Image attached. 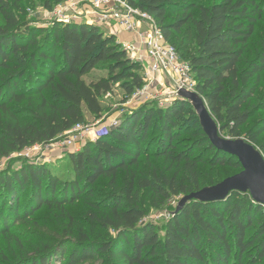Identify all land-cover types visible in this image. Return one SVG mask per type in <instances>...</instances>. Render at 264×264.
Instances as JSON below:
<instances>
[{
    "label": "trees",
    "instance_id": "16d2710c",
    "mask_svg": "<svg viewBox=\"0 0 264 264\" xmlns=\"http://www.w3.org/2000/svg\"><path fill=\"white\" fill-rule=\"evenodd\" d=\"M22 1L0 0V160L59 138L84 123L85 112L101 117V98L115 87L125 102L145 84L141 63L129 57L113 34L86 21L56 18L49 27H35L21 20ZM64 1L39 4L51 10ZM126 1L148 13L165 42L188 63L194 90L220 133L241 137L242 128L264 111L262 101L253 100L264 74V39L257 41L255 56L243 63L264 15L262 0ZM98 67L105 76L86 81ZM263 133L261 116L242 137L264 156ZM225 165L242 170L236 157L210 143L186 99L133 108L116 125L69 153L63 172L29 161L0 171L2 238L13 235L14 225L43 207L65 213L66 205L79 200L90 205V233L82 227L73 231L69 217L64 233L74 239L62 236L55 245L3 262L58 264L71 246L64 264L98 255L103 264H261L264 205L249 193L231 192L213 202L188 200L168 216L162 236L153 224L143 222L150 210L161 209L171 197L216 184L210 176ZM205 168L209 180L204 179ZM102 182L105 190L100 195L96 190Z\"/></svg>",
    "mask_w": 264,
    "mask_h": 264
},
{
    "label": "rangeland",
    "instance_id": "374dc122",
    "mask_svg": "<svg viewBox=\"0 0 264 264\" xmlns=\"http://www.w3.org/2000/svg\"><path fill=\"white\" fill-rule=\"evenodd\" d=\"M67 1V0H66ZM68 5L63 9L58 10V5H54L51 10L43 8L39 4V0H23L22 9L24 14L21 16L22 21H26L29 24L39 27H49L52 20L58 17H67L73 21H86L87 23L95 24L102 28V30L108 34L109 28L106 24L95 23V11L94 8L88 4L87 0H68ZM198 3L210 2L211 0H195ZM72 3L74 5L72 6ZM262 7L264 9V0H262ZM110 24V23H109ZM264 39V15L262 20L257 24L254 35L249 40L248 49L243 56V63H247L256 54L257 41ZM122 44V43H121ZM132 58L133 55L129 54ZM180 57V54H179ZM182 57H180L181 59ZM182 60V59H181ZM142 65V72L145 75L144 91L135 98H129L127 101L122 102L123 93L118 88H114L111 93L102 96V107L104 114L101 117H93L91 114L85 112V121L82 123L83 127H88L89 130H85L82 135L75 136L74 142L70 146H63L60 144L67 135H61L59 138L42 145H33L26 149L11 153L9 156L0 160V171L7 167L18 168L24 162H37L50 164L52 169H60L62 172L65 170L68 164V154L79 150L87 140H94L100 133L105 132L109 127L113 126L121 120L123 115L129 110L136 108L143 104H151L154 106L163 107L170 103L176 96L174 91V81L171 77L161 76L160 74L152 75L151 78L146 75L147 63L143 56L139 61ZM101 76H105L103 68L98 67L94 69L88 76L86 81H93ZM192 83L195 86V79L190 74ZM194 91V87L192 90ZM254 101H262L264 104V74L262 75V83L260 84L256 95L253 98ZM264 116V111L258 112L253 119L250 120L241 130V133L252 124L259 117ZM73 134V133H71ZM78 134V133H77ZM241 134V137H242ZM223 137L231 138L226 132L221 133ZM261 143H264V133L260 137ZM238 169L232 165H225L213 170L212 176H210L209 168H205V178L209 180L212 177L213 181L218 183L221 178L227 174L237 172ZM210 176V177H208ZM209 186V185H208ZM105 190V182H102L97 186V193L102 195ZM98 196H94L92 199L97 200ZM183 195L171 197L167 203L159 210H150L144 217V223H151L156 227L159 236L163 235V227L168 216L172 214ZM89 203L84 200H79L75 204L66 205L65 213L56 210H49L45 207L36 212L31 219L24 223H19L11 228L12 234L7 238L0 237V264H4V260L11 261L17 256L22 255L24 252H31L34 249H43L45 246L55 245L62 236L65 239H74V235L67 236L64 233V229L69 224V217H72L73 231H77L79 227H82L85 232L90 233V229L87 222L86 212L89 210ZM95 233L98 231H94ZM114 234L113 231H110ZM75 234V233H73ZM16 237V239H14ZM22 244V249H19V244ZM72 247L66 248L62 260H56L58 264H64L67 260L68 254ZM56 258H54L55 260ZM103 256L98 255L95 259H90L79 264H103ZM53 260V259H52ZM59 261V262H58ZM261 264H264L262 262Z\"/></svg>",
    "mask_w": 264,
    "mask_h": 264
},
{
    "label": "built area",
    "instance_id": "2783aa9c",
    "mask_svg": "<svg viewBox=\"0 0 264 264\" xmlns=\"http://www.w3.org/2000/svg\"><path fill=\"white\" fill-rule=\"evenodd\" d=\"M87 1L96 13L95 23L111 24L121 30L135 34L136 38L133 43H122L121 45L127 53L133 55L132 59L140 61L141 56L144 57L147 63L146 75L148 77L151 78L155 74L171 77L174 81L175 93L179 89L192 90L194 85L190 78L191 72L188 63L181 60L176 49L165 42L162 32L148 13L132 7L126 0ZM63 3L68 5L69 1ZM63 3L58 4V6L60 5L57 10L58 13L60 9H63L64 6H61ZM73 5L74 3H72ZM58 19L71 20L60 16ZM143 89L144 86L135 91L130 98L139 96L143 93ZM116 124L114 123V125ZM85 130H89V128L83 127L80 123L74 125L64 133V135H69L60 144L70 146L74 142L73 138L82 135Z\"/></svg>",
    "mask_w": 264,
    "mask_h": 264
},
{
    "label": "water",
    "instance_id": "95a60500",
    "mask_svg": "<svg viewBox=\"0 0 264 264\" xmlns=\"http://www.w3.org/2000/svg\"><path fill=\"white\" fill-rule=\"evenodd\" d=\"M176 96L186 99L193 106L210 143L217 150L236 157L242 170L214 185L184 195L174 212H177L188 200L219 201L225 199L231 192L249 193L256 203L264 205V156L260 150L244 137H223L204 99L197 92L179 89Z\"/></svg>",
    "mask_w": 264,
    "mask_h": 264
},
{
    "label": "crops",
    "instance_id": "0c3cea01",
    "mask_svg": "<svg viewBox=\"0 0 264 264\" xmlns=\"http://www.w3.org/2000/svg\"><path fill=\"white\" fill-rule=\"evenodd\" d=\"M109 28L108 34H113L118 43H133L135 41V34L121 30L113 25H107Z\"/></svg>",
    "mask_w": 264,
    "mask_h": 264
}]
</instances>
